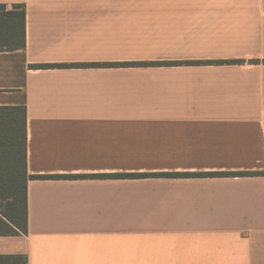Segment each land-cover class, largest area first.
Listing matches in <instances>:
<instances>
[{"label": "crops", "instance_id": "crops-1", "mask_svg": "<svg viewBox=\"0 0 264 264\" xmlns=\"http://www.w3.org/2000/svg\"><path fill=\"white\" fill-rule=\"evenodd\" d=\"M20 5L26 44L0 41V108H26L28 232L10 220L21 203H0V264H264V176L75 177L264 173V0L0 13ZM19 32L0 17V34ZM214 61L239 63L105 65Z\"/></svg>", "mask_w": 264, "mask_h": 264}, {"label": "trees", "instance_id": "trees-1", "mask_svg": "<svg viewBox=\"0 0 264 264\" xmlns=\"http://www.w3.org/2000/svg\"><path fill=\"white\" fill-rule=\"evenodd\" d=\"M17 12L0 13V17L5 18L13 15L17 18L20 25V32L15 35L12 33L0 34V41L16 46L6 51L20 50L25 47V18L26 10L24 5L15 7ZM19 21V22H18ZM4 50H0L2 52ZM237 61H214V62H131L105 64L107 66L123 67H148V66H175L192 64H235ZM68 65H35V68H54ZM13 112L16 121L20 117L21 124L14 125L9 116ZM26 116V108H0V203L9 201V205L21 203V223L10 216L12 224L19 228L23 233L28 232V181L30 176L27 167V141L26 132L23 128V118ZM264 176V173L237 172V173H160V174H117V175H95V176H75L76 178H121V179H141L150 177H171V178H202V177H247ZM23 202L25 204L24 226L23 223ZM6 214V213H5ZM8 215V214H6ZM18 218V217H17Z\"/></svg>", "mask_w": 264, "mask_h": 264}]
</instances>
